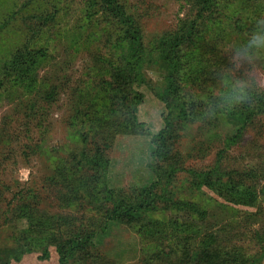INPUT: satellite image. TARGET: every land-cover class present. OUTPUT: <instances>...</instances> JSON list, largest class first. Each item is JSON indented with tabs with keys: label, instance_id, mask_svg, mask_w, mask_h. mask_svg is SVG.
<instances>
[{
	"label": "trees",
	"instance_id": "obj_1",
	"mask_svg": "<svg viewBox=\"0 0 264 264\" xmlns=\"http://www.w3.org/2000/svg\"><path fill=\"white\" fill-rule=\"evenodd\" d=\"M185 1V12L175 26L145 42L136 16L128 12L123 0H86L85 18L81 10L79 25L73 30H81L83 40L101 44L98 51L90 54L91 91L96 92V99L105 101L102 109L108 111V128L117 124L111 117L118 115L116 120L127 127V133H146L150 137L149 178L141 187L110 186L107 172L111 161L105 153L111 147V137L105 138L93 154L82 152L72 164L56 168L47 185L55 192L59 206L87 209L95 221L76 225L77 218L73 216L38 214L39 209L22 200L14 213L16 219L26 220L27 227L21 229L22 237L1 257L0 264H27L34 259L50 264H109L107 255L98 253L95 240L108 233L110 226L122 223L135 229L142 242H152L148 250L141 249L139 264H260L264 244H259V255L251 254L243 245L224 244L208 231L201 235V228L196 231L201 238L196 244L194 236H182L176 216L167 223L152 219L145 222V217L156 211L172 209L178 215L201 220L207 215V210L196 203L174 199L169 189L160 188L164 178L170 176L167 173H175L179 162L174 159L175 140L192 126L197 136H204L198 143L201 153L210 145L218 147L212 166L188 170L192 187L207 191L217 206L225 209L232 206L253 211L260 195H264L260 166L239 171L223 163L228 152L240 144L247 128L264 115V87L250 78L256 66L264 64V52L247 47L256 30H264V24L257 23L264 0ZM36 20L43 28H55L57 14H39ZM47 53L43 48L24 44L3 60L0 95L8 91L20 96L36 92V72ZM151 61L163 73L161 86L151 89L164 103L167 114L165 126L150 135L133 113L141 98L135 86L147 83L145 65ZM243 69L248 71L247 76ZM241 86L245 87L247 99L237 102L234 96ZM85 91L82 102L91 93L89 88ZM52 93L44 98L50 99ZM91 114L90 129L100 123V118L94 119ZM85 115L88 116L83 110L82 117ZM250 236H259V243L264 241L258 230Z\"/></svg>",
	"mask_w": 264,
	"mask_h": 264
},
{
	"label": "rangeland",
	"instance_id": "obj_2",
	"mask_svg": "<svg viewBox=\"0 0 264 264\" xmlns=\"http://www.w3.org/2000/svg\"><path fill=\"white\" fill-rule=\"evenodd\" d=\"M123 1L128 12L136 16L145 42L171 30L187 6L185 0ZM85 2L0 0V64L24 44H32L48 52L36 72L39 80L36 92L20 96L21 93L8 91L0 95V259L16 244L17 238L22 237L21 229L27 227L26 220L16 219L14 213L23 201L39 209L38 214L73 216L77 218L76 225L95 221L87 209L59 206L55 192L48 190L47 185L56 168L77 160L82 152L93 154L96 145H102L105 138L111 137V147L105 153L111 161L107 172L110 186L127 189L136 184L141 187L149 178L147 149L150 137L146 133H127V127L116 120L118 115L111 117L115 118L112 120L117 124L108 128V111L102 109L105 101L96 99V92L91 91L90 54L98 51L101 44L95 40H83L81 30H73L79 25L77 19L81 10L85 18ZM71 11L74 12L71 14ZM51 13L57 14L56 27L43 28L36 16ZM259 16L258 20L264 21V7ZM260 31L261 28L255 33L264 35V30ZM260 49L264 52V47ZM255 69L254 74H264V64ZM247 72L243 69V75L247 76ZM145 74L147 83L135 86L141 98L134 107L133 115L151 135L165 126L167 109L151 89V86L157 88L162 84L161 68L151 61L149 66L145 65ZM87 88L91 93L82 102ZM50 92H53L51 98H44ZM193 93L197 94L196 91ZM83 110L88 116L82 117ZM90 114L94 119L100 118V123L92 129L88 121ZM254 122L247 128L240 144L223 158L224 165L230 169L242 171L260 166L264 172V115ZM203 139L201 134L197 136L195 126L180 132L173 144L174 159L179 161L175 165L176 171L167 173L170 176L164 178L160 188L169 189L174 199L192 201L206 209V217L201 220L188 214L178 215L172 209L156 211L146 216L145 222L152 219L167 223L176 216L178 228L184 233L182 236H194L196 244L201 240L196 231L201 228V235L208 231L224 244L237 243L243 245L247 252L259 255V244H264V241L259 243L260 237L250 236V233L258 230L264 235V195H260L253 211L232 206L225 209L224 206H217L207 191L190 184L188 170L208 168L214 164L217 156L218 147L214 148V145L207 147L204 153L198 150V143ZM25 173L27 179L24 178ZM254 183L259 187L257 182ZM251 215L253 218L249 219ZM207 224L212 226L206 227ZM108 229V233L95 240L98 253L106 254L109 264H139L141 249L148 250V244L152 242H142L139 233L123 223ZM166 241L170 242L168 239ZM27 264L50 262L34 259ZM260 264H264V258Z\"/></svg>",
	"mask_w": 264,
	"mask_h": 264
},
{
	"label": "clouds",
	"instance_id": "obj_3",
	"mask_svg": "<svg viewBox=\"0 0 264 264\" xmlns=\"http://www.w3.org/2000/svg\"><path fill=\"white\" fill-rule=\"evenodd\" d=\"M258 24L264 23L262 20L257 21ZM248 48H261L264 47V35L254 33L251 39L248 41ZM254 80L259 86L264 87V74L256 73L250 77ZM234 99L237 102L247 99V93L245 87L241 86L237 90V94L234 96ZM24 178L27 179V173L24 174Z\"/></svg>",
	"mask_w": 264,
	"mask_h": 264
}]
</instances>
